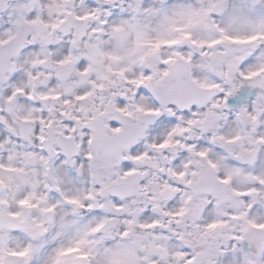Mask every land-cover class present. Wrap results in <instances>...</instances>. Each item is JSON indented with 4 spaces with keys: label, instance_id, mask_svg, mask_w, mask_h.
Returning <instances> with one entry per match:
<instances>
[{
    "label": "snow or ice",
    "instance_id": "6c2138e0",
    "mask_svg": "<svg viewBox=\"0 0 264 264\" xmlns=\"http://www.w3.org/2000/svg\"><path fill=\"white\" fill-rule=\"evenodd\" d=\"M0 264H264V0H0Z\"/></svg>",
    "mask_w": 264,
    "mask_h": 264
}]
</instances>
